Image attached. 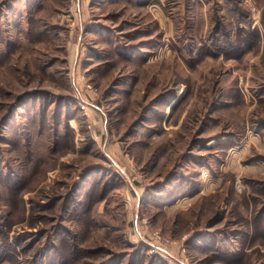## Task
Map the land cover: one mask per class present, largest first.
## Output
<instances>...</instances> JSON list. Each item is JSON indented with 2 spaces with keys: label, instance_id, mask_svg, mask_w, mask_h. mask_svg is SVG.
Instances as JSON below:
<instances>
[{
  "label": "rangeland",
  "instance_id": "1",
  "mask_svg": "<svg viewBox=\"0 0 264 264\" xmlns=\"http://www.w3.org/2000/svg\"><path fill=\"white\" fill-rule=\"evenodd\" d=\"M0 264H264V0H0Z\"/></svg>",
  "mask_w": 264,
  "mask_h": 264
},
{
  "label": "built area",
  "instance_id": "2",
  "mask_svg": "<svg viewBox=\"0 0 264 264\" xmlns=\"http://www.w3.org/2000/svg\"><path fill=\"white\" fill-rule=\"evenodd\" d=\"M154 240H156L155 244L158 243V244H164V243H168V240L165 239V238H162L160 236V234L158 233H155L154 234Z\"/></svg>",
  "mask_w": 264,
  "mask_h": 264
},
{
  "label": "bare ground",
  "instance_id": "3",
  "mask_svg": "<svg viewBox=\"0 0 264 264\" xmlns=\"http://www.w3.org/2000/svg\"><path fill=\"white\" fill-rule=\"evenodd\" d=\"M211 144V143H210Z\"/></svg>",
  "mask_w": 264,
  "mask_h": 264
}]
</instances>
